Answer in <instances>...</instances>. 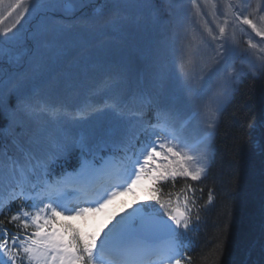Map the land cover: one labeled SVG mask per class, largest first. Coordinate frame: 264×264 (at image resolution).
Returning a JSON list of instances; mask_svg holds the SVG:
<instances>
[{
  "label": "snow or ice",
  "instance_id": "1",
  "mask_svg": "<svg viewBox=\"0 0 264 264\" xmlns=\"http://www.w3.org/2000/svg\"><path fill=\"white\" fill-rule=\"evenodd\" d=\"M5 2L0 0V7ZM41 7L68 15L49 20L35 33H22L21 21ZM223 7L221 20L216 0H191L192 14L203 22L210 40L222 41L199 72L192 52L181 65L186 93L181 103L197 107L208 130L196 149L176 127V104L162 85L145 77L131 56L112 62L103 83L113 94L100 103L83 104L74 111L63 106L37 108L32 103L37 81L45 87L71 88L76 76L97 67L88 63L92 46L69 43L67 36L109 37L136 22L132 9L162 19L157 0H102L99 4L97 0H56L49 5L8 0L7 9L0 12V25L14 13L16 18L11 26L0 28V182L8 189L0 198V264H192V256L184 251L187 234L195 230L201 209L212 203L214 195L209 190L207 201L198 204L197 192L203 193V188L188 181L205 176L208 140L242 78L264 74V0L255 4L223 0ZM202 9L208 10L217 32L208 26ZM249 29L262 38L259 44L253 42ZM241 34L249 37L244 49L237 39ZM237 56L245 60L240 67L230 63ZM37 112L62 115L86 127L52 140L35 125ZM107 114L114 118L111 125L104 123ZM246 130V143L260 158V188L258 199L249 200L248 238L240 264H264V121L257 125L248 120ZM73 155L78 167L50 179L56 167H63ZM178 178L181 186L173 191ZM146 181L154 185L146 189L147 201L154 205L146 203L119 218L112 216L110 226L105 224L96 232L87 230L90 218L106 213L118 196L135 192ZM162 184L169 185L167 192ZM69 194L76 197L72 206ZM13 203H17L15 209ZM149 208L154 212L146 215ZM229 228L230 224L224 226L225 231ZM222 245L223 241L217 252ZM257 252L258 259H253Z\"/></svg>",
  "mask_w": 264,
  "mask_h": 264
},
{
  "label": "trees",
  "instance_id": "2",
  "mask_svg": "<svg viewBox=\"0 0 264 264\" xmlns=\"http://www.w3.org/2000/svg\"><path fill=\"white\" fill-rule=\"evenodd\" d=\"M101 2L102 0H97L98 4ZM126 2L136 3L137 0H126ZM131 11L138 16L136 22L128 25L127 28L113 32L109 37L79 33L67 36L66 40L69 43H89L92 46L93 55L88 63L96 64L97 67L90 68L87 72L76 76L71 88L55 85L45 87L37 81L32 103L37 108L42 105L79 108L83 104L100 103L113 94L111 90L105 89L103 83L109 74L112 62L129 56L135 60L146 78L162 85L167 98L175 103L177 100L175 96H172V90L175 87V80L183 77L181 65L187 58L181 56L179 64L177 63L180 72L169 80L171 74L169 66L154 64L155 60L152 57L155 46L147 41V37L158 30L155 27L158 19L153 18L146 11ZM61 17L45 16L38 19L41 21L40 24L30 22L27 30L35 33L49 20H60ZM163 18L166 17L163 16ZM156 39L165 40V33L156 36ZM56 71L53 65V74ZM161 81H165L164 84L160 83ZM182 105L178 104L177 109L183 113ZM226 105L220 115V123L214 136L213 147L215 146L216 155L209 174L202 181H188L194 187L203 188V193L197 192L198 204H204L207 201L209 190H212L214 195L212 203L201 209V220L195 225V230L187 234V247L184 251L192 256V264H240L244 258L248 238L249 200L252 196L258 199L259 195L260 158L246 143L248 138L246 123L248 120H254L259 125L264 121V74L244 76L234 98ZM104 123L106 125L114 123L111 114L104 117ZM43 127L49 129L53 136L60 132V139L65 135L72 136L79 133L86 125L70 121L65 116L51 115L47 117V122L43 123ZM260 134L258 128L255 135L259 138ZM76 159L73 155L63 167L72 166ZM180 186L181 181L178 178L177 188L172 190L177 191ZM152 187L154 185L150 183V188ZM161 187L165 192L169 190V185L162 184ZM144 203L155 204L147 200ZM155 207L158 208V205ZM0 219H3V215ZM226 224H230L227 231L224 230ZM221 241H223L222 249L217 252ZM252 258L258 259V252Z\"/></svg>",
  "mask_w": 264,
  "mask_h": 264
},
{
  "label": "rangeland",
  "instance_id": "3",
  "mask_svg": "<svg viewBox=\"0 0 264 264\" xmlns=\"http://www.w3.org/2000/svg\"><path fill=\"white\" fill-rule=\"evenodd\" d=\"M37 2L43 5H49L56 2V0H37ZM157 2L160 5L163 16H165L166 18L157 20V24H155V27L158 30H156L155 33H151L150 36L147 37V41L155 46L154 56L152 57L155 60L154 64L158 66H162L163 64L168 65L171 73L180 72L177 63L179 64L181 56L187 58L188 53L192 52L196 62L195 70L199 72L202 68H204L211 62L212 58L210 55L214 53V49H216L218 45L222 43V41L210 40L203 26V22L198 17L192 14L191 0H157ZM198 2H202V0H198ZM216 3L218 16L221 20H223V0H216ZM251 3L255 4V0H251ZM7 7L8 0H6L5 4L0 7V12H4ZM48 10L57 11L58 13L59 11H61L60 9L51 7H41L39 9H36L32 12V15L26 16L25 19L21 21V24L23 25L21 32L24 34H31L29 30H27V26L30 24V22H39L38 24H40L41 21H39L37 18L40 17L42 19L43 16L39 15L41 13H46ZM202 10L204 11V19L207 20L208 26L212 27L213 32H217L218 30L215 27L213 20L208 15V10ZM15 18L16 17L14 13L12 17L5 21L4 25H0V28L11 26ZM17 27H20V25H17ZM124 28H127V26H125ZM248 32L251 33V30L249 29ZM161 33H165V40L159 41L156 39V36L161 35ZM193 37L196 38L195 41H193ZM251 37L253 42L257 44H259L262 39L255 36L254 33H251ZM248 38V35H238L237 39L241 49L247 48L246 42ZM200 41H204V43L201 44L198 49H196L194 45L196 43H199ZM209 42L212 44V46H209ZM190 45H193V47H190ZM2 47L3 44L0 43V48ZM211 47H213V50H211ZM220 50L223 51V49ZM244 62L245 60L241 56V60L236 65V67H240ZM205 135L206 134H202L201 137L204 138ZM197 140H199V138H197ZM187 142L192 145V143H190L189 141ZM141 189L145 190L144 187H142ZM131 195L132 193H127L118 196L126 200L123 202L121 212L118 213V215L116 216L117 218H119V216L126 215L129 211L133 210V207L138 204L139 200L137 197H134V193L132 199L130 201L128 200ZM112 216H114V213L108 208L106 213L100 214L97 217H93L91 218V220L92 223L98 225L100 229L105 224H108L110 226V223L112 222L110 221V218ZM89 222L90 220L88 221L86 228Z\"/></svg>",
  "mask_w": 264,
  "mask_h": 264
}]
</instances>
